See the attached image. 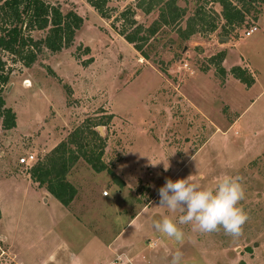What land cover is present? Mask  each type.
Wrapping results in <instances>:
<instances>
[{
	"label": "rangeland",
	"instance_id": "1",
	"mask_svg": "<svg viewBox=\"0 0 264 264\" xmlns=\"http://www.w3.org/2000/svg\"><path fill=\"white\" fill-rule=\"evenodd\" d=\"M43 1L62 14L74 12L81 25L71 45L55 54L39 43L45 31H31L39 50L30 68L0 53L10 71L1 97L15 113L16 123L9 136L0 127V170L28 154L34 165L60 142L74 149L82 136V142L94 147L99 141L87 126L101 122L93 128L103 140L101 162L126 180L124 187L117 188L106 171L94 172L81 158L66 175L78 190L108 193L99 204L100 211H107L104 217L92 214L96 238L110 240L144 207L124 237L131 245L129 254L139 253V260L147 264H170L177 250L183 253L181 264H264V2L242 0L248 5L241 7L240 0H230L242 10L244 22L232 30L225 27L226 36L215 0L196 5L187 0L179 26L195 7L209 23L186 40L177 37L176 26H160L142 45L144 60L117 34L124 25L118 15L131 8L136 25L147 28L157 18L155 10L146 15L134 8L137 0H106L102 10L109 17L102 19L86 0ZM177 4L184 6L182 1ZM210 23L215 25L211 33ZM251 27L256 30L244 36ZM123 29L130 32L133 27ZM219 52L224 54L225 77L209 62ZM245 64L253 79L255 75L250 87L227 74L231 67ZM164 165H169L167 171ZM225 175L240 177L245 191L238 206L248 220L240 236L225 235L222 229L201 234L191 225L178 224L185 233L179 244L155 230V221L168 216L176 222L181 215L159 206L158 189L166 179L190 176L202 188L214 189ZM123 210L124 214L116 213ZM65 216L55 217L54 231L70 241L78 227L71 215ZM11 232L14 240L20 239L16 246L24 255L21 247L25 249L32 238L25 235L27 227ZM0 250V261L10 262L5 246Z\"/></svg>",
	"mask_w": 264,
	"mask_h": 264
},
{
	"label": "trees",
	"instance_id": "2",
	"mask_svg": "<svg viewBox=\"0 0 264 264\" xmlns=\"http://www.w3.org/2000/svg\"><path fill=\"white\" fill-rule=\"evenodd\" d=\"M87 4L102 19H108L107 11L102 10L106 0H86ZM182 1L184 6H178L177 2ZM185 1L187 0H137L135 7L143 14L148 15L154 10L157 18L150 26L143 28L136 25L131 8L124 9L119 13V19L124 22L122 29L118 30V35L140 55L147 60V55L142 50V45L153 37L160 26H176L175 32L179 39L186 40L192 34L201 31V27L206 25L205 13L200 7H195L193 13L185 18L184 26L181 28L179 22L186 15ZM201 0H192L194 5ZM241 7L250 2H264V0H240ZM219 6V16L224 22L223 32L227 36L225 27L229 30L235 26H240L244 22V14L240 8H236L230 0H215ZM114 20L117 21L116 18ZM254 20L256 17L254 16ZM81 18L74 12L68 11L62 14L57 7L45 3L43 0H0V53L12 55L24 68H30L36 59L38 44L41 43L51 54L58 53L62 49L68 48L73 40L74 33L80 28ZM133 27L130 32L124 28ZM215 25L210 23L208 32H213ZM228 30V31H229ZM31 31H45L41 42L37 44L29 36ZM85 54L89 53L88 48H84ZM224 54L219 52L209 59L214 64L215 73L225 77L226 71L221 66ZM10 71L7 70L5 62L0 56V127L1 130L14 128V113L4 107L1 97L2 87L8 83ZM227 74L233 79L250 87L254 83L253 77L247 69L233 66ZM110 118V117H109ZM102 126L101 122H96L87 126L89 133L97 138L98 145L87 146V142H78L74 149L67 148L63 142L58 143L47 156L28 169V175L32 182L38 187H43L62 206L66 207L75 196V189L66 180V175L81 158L94 172L106 171L110 176L111 183L117 188L124 187V182L111 170L105 168L101 162L103 140L93 131V128ZM91 129V130H90ZM79 132V131H78Z\"/></svg>",
	"mask_w": 264,
	"mask_h": 264
},
{
	"label": "crops",
	"instance_id": "3",
	"mask_svg": "<svg viewBox=\"0 0 264 264\" xmlns=\"http://www.w3.org/2000/svg\"><path fill=\"white\" fill-rule=\"evenodd\" d=\"M243 66L251 72L246 64ZM4 107L13 112L5 102ZM14 124V128L3 132L9 136L15 131V113ZM17 165L0 170V245L5 246L6 252H4L7 253L10 262L14 264H89L88 260H94L92 264H107L118 258L122 264H147L145 260H139V253L129 254L131 245L125 243L124 237L144 207H141L110 240L103 242L93 235L94 222H96L93 218L96 216L93 217L92 214L96 213L104 217L107 211H100L99 204L101 205L100 199L108 198V193L102 196L103 191L98 194V191L94 189L78 190L66 176V180L73 186L76 193L68 206L64 207L43 187H38L32 182L27 172H20ZM120 179L125 183L126 180ZM120 194L121 191L118 190L117 195ZM26 209L28 213L23 212ZM66 213L71 215L72 222L78 227L75 228L77 230L70 241H63L59 232L54 231V227L58 225L56 216L65 218ZM116 213L121 215L125 211ZM102 217H99L98 221L104 223L101 220ZM17 227H27L25 235L32 236L27 242L28 246L25 249L21 247L26 251L24 255L20 254L21 251L16 246L20 239L14 240L12 237L11 230ZM82 234L85 236L81 238ZM76 236L77 242L74 240ZM148 246L153 247L154 243H148ZM109 255L112 258L109 259Z\"/></svg>",
	"mask_w": 264,
	"mask_h": 264
},
{
	"label": "clouds",
	"instance_id": "4",
	"mask_svg": "<svg viewBox=\"0 0 264 264\" xmlns=\"http://www.w3.org/2000/svg\"><path fill=\"white\" fill-rule=\"evenodd\" d=\"M153 165V164H152ZM156 165V164H155ZM165 171L168 166H165ZM107 195V194H106ZM159 206L181 215L176 222L168 216L154 222V228L164 237L183 244L184 231L179 225H191L192 230L201 234L218 232L238 237L248 220L247 213L239 207L245 198V191L240 177L225 175L214 189L202 188L191 182L190 176L184 179H166L158 189ZM183 253L177 250L170 264H181Z\"/></svg>",
	"mask_w": 264,
	"mask_h": 264
},
{
	"label": "built area",
	"instance_id": "5",
	"mask_svg": "<svg viewBox=\"0 0 264 264\" xmlns=\"http://www.w3.org/2000/svg\"><path fill=\"white\" fill-rule=\"evenodd\" d=\"M255 30H256L255 27H251L249 30L244 31L243 34H244V36L247 37V36H249L252 32H254ZM33 159H34L33 156H32L31 154H28V155H25V156H23V157H20V158L17 160V164L20 165V166H25L26 168H30L31 165H32ZM101 195H102V196H105V195H106V192L103 191V192L101 193ZM3 254H4V253L1 252V254H0V258L2 257ZM2 260H5V259L2 258ZM0 264H14V263H13V262L2 263V262L0 261ZM107 264H122V263L119 261L118 258H115V259H113L112 261L108 262Z\"/></svg>",
	"mask_w": 264,
	"mask_h": 264
},
{
	"label": "water",
	"instance_id": "6",
	"mask_svg": "<svg viewBox=\"0 0 264 264\" xmlns=\"http://www.w3.org/2000/svg\"><path fill=\"white\" fill-rule=\"evenodd\" d=\"M224 40H227V38H223Z\"/></svg>",
	"mask_w": 264,
	"mask_h": 264
}]
</instances>
